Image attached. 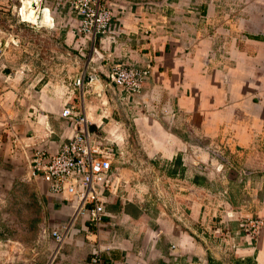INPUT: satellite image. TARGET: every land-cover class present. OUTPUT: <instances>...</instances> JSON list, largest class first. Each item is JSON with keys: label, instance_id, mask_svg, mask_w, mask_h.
Returning <instances> with one entry per match:
<instances>
[{"label": "crops", "instance_id": "obj_1", "mask_svg": "<svg viewBox=\"0 0 264 264\" xmlns=\"http://www.w3.org/2000/svg\"><path fill=\"white\" fill-rule=\"evenodd\" d=\"M67 2L44 0L26 33L0 26V264H88L95 240L101 264H264V224L252 242L238 228L264 222V5L224 33L191 0H105L119 31L92 45ZM115 64L149 67L134 100L108 82ZM68 105L112 141L118 189L57 248L74 205L30 158L71 136Z\"/></svg>", "mask_w": 264, "mask_h": 264}, {"label": "built area", "instance_id": "obj_2", "mask_svg": "<svg viewBox=\"0 0 264 264\" xmlns=\"http://www.w3.org/2000/svg\"><path fill=\"white\" fill-rule=\"evenodd\" d=\"M41 2L42 0H39L40 4ZM67 5L70 12L79 20L77 35L90 39L92 45L95 38L101 36L113 40L114 34L119 31L113 25V11L105 0H68ZM34 11L37 20L39 7ZM20 20L22 21V17ZM88 74L91 79H95L97 72L89 68L86 74L75 80L74 86L82 89L84 77ZM148 76V66L140 68L115 64L110 66L107 80L119 87L125 99L131 101L140 93L142 84ZM99 97L98 95L97 98ZM60 116L71 127V136L57 152L49 154L43 150H36L30 158L32 175H39L48 185L50 193L65 197L67 202L74 205L72 218L67 225L50 231L57 248L68 238L72 222L77 216H83L88 225L98 228L105 212L106 195H113L118 189L111 169L114 158L112 141L109 142L105 137L101 138L87 122L84 112L76 106H66ZM262 225V220L256 218L238 221V228L250 242L255 240ZM107 250L109 247H103L95 240L88 264H101L102 253Z\"/></svg>", "mask_w": 264, "mask_h": 264}, {"label": "rangeland", "instance_id": "obj_3", "mask_svg": "<svg viewBox=\"0 0 264 264\" xmlns=\"http://www.w3.org/2000/svg\"><path fill=\"white\" fill-rule=\"evenodd\" d=\"M25 1L27 3L25 6H28L29 0ZM43 1L44 0H42V2ZM257 1H259L258 4L260 6L264 5V0H191V2L194 3L195 8L206 9L209 7L212 9V13L214 15L212 14V16L209 17V21L211 22L210 27L213 29L214 27L221 26L223 24L222 29H224V33H226V30L231 29V24H233L232 21H235L238 18L246 20V18L250 16L249 14L252 4ZM179 3H181L180 5L185 6V4H187V0H179ZM22 5L23 0H0V26L2 27L4 38H9V35L12 34L11 31H17L16 29L18 27L26 33L25 30H28L26 26L29 27L33 25L32 22L35 20H28L22 16V10L24 9L22 8ZM37 7H39V9H43L41 4L38 3V6H35V8L28 6L27 10L30 11L31 9L33 10ZM41 11L42 10H40V13ZM47 15L49 14L47 13ZM20 17H22V21L20 20ZM197 19L199 20L195 22L199 23L201 19ZM35 24L38 25L39 21L37 20ZM47 24H49V21ZM245 24L249 27L250 21L246 20ZM211 29H208L207 31L211 32ZM225 36L224 34H220V38L222 40Z\"/></svg>", "mask_w": 264, "mask_h": 264}, {"label": "bare ground", "instance_id": "obj_4", "mask_svg": "<svg viewBox=\"0 0 264 264\" xmlns=\"http://www.w3.org/2000/svg\"><path fill=\"white\" fill-rule=\"evenodd\" d=\"M38 3H39V0H29L28 6L35 8V6H38ZM25 4H27V3L25 0H23L22 8H24V9L23 10L21 9L22 10V16L25 19L34 21L35 20L34 9L33 10L31 9L30 11L27 10L28 6H25ZM49 20H50L49 15H47V12L43 11L42 23L47 24Z\"/></svg>", "mask_w": 264, "mask_h": 264}]
</instances>
